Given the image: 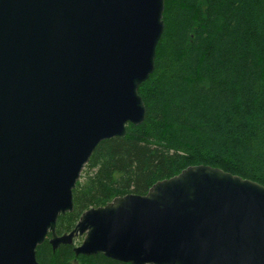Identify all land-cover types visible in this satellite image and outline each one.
<instances>
[{
    "label": "water",
    "instance_id": "1",
    "mask_svg": "<svg viewBox=\"0 0 264 264\" xmlns=\"http://www.w3.org/2000/svg\"><path fill=\"white\" fill-rule=\"evenodd\" d=\"M164 11L165 0H0V264H39L46 239L126 264H264V186L205 165L57 234L97 146L146 118L138 91Z\"/></svg>",
    "mask_w": 264,
    "mask_h": 264
},
{
    "label": "trees",
    "instance_id": "2",
    "mask_svg": "<svg viewBox=\"0 0 264 264\" xmlns=\"http://www.w3.org/2000/svg\"><path fill=\"white\" fill-rule=\"evenodd\" d=\"M163 21L155 71L138 91L146 118L97 146L73 190V211L58 218L59 236L89 209L144 196L192 166L264 186V0H165ZM73 249L53 250L46 239L37 260L126 264Z\"/></svg>",
    "mask_w": 264,
    "mask_h": 264
},
{
    "label": "rangeland",
    "instance_id": "3",
    "mask_svg": "<svg viewBox=\"0 0 264 264\" xmlns=\"http://www.w3.org/2000/svg\"><path fill=\"white\" fill-rule=\"evenodd\" d=\"M82 240H83L82 238L77 239V240L75 241V245H76V246L80 245L81 242H82Z\"/></svg>",
    "mask_w": 264,
    "mask_h": 264
},
{
    "label": "flooded vegetation",
    "instance_id": "4",
    "mask_svg": "<svg viewBox=\"0 0 264 264\" xmlns=\"http://www.w3.org/2000/svg\"><path fill=\"white\" fill-rule=\"evenodd\" d=\"M77 240V239H76Z\"/></svg>",
    "mask_w": 264,
    "mask_h": 264
}]
</instances>
